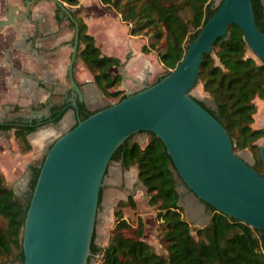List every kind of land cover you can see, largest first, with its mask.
Wrapping results in <instances>:
<instances>
[{
  "label": "trees",
  "instance_id": "trees-1",
  "mask_svg": "<svg viewBox=\"0 0 264 264\" xmlns=\"http://www.w3.org/2000/svg\"><path fill=\"white\" fill-rule=\"evenodd\" d=\"M60 1L68 4L78 22V57L92 74L100 92L108 99L121 101L127 96L124 90L118 89L123 76L110 72L113 66H122L121 59L102 52L88 31V24L78 15V9L73 8L79 0ZM223 1L214 5L212 0H101L106 6L115 7L122 20L130 24L132 35H147L153 31L156 41H164L159 60L166 72L151 84L177 67L189 44L198 37ZM252 3L257 25L264 33V0H252ZM56 12L58 21L65 18L61 16L59 6ZM71 26L76 30L72 21ZM151 44L155 46V43ZM142 51L148 53V46L144 45ZM198 84L215 105L209 104L206 98L197 97V101L228 131L235 152L247 148L255 152L253 167L264 174L257 143L264 136V129L252 127L257 112L255 99H264V62L252 53L239 26L231 25L228 35L215 43L214 53L205 55ZM77 103L79 119L84 120L97 111L90 110L85 101L77 99ZM71 106L70 101L64 100L50 106L49 114L41 119L30 121L18 117L0 122V131L14 129L16 138L24 144L22 152H29L32 145L28 135L46 123H59ZM148 133L150 138L146 146L130 143V136L117 148L112 161H121L125 168L137 166L139 181L151 194L150 203L159 211L157 218L164 226L161 245L166 252H157L144 239L145 224L141 218L134 232H128L132 226L125 219L124 208L135 209L137 204L134 196L129 195L128 200L121 201L115 210L116 225L108 244L98 245L94 232L88 264L93 261L96 264H264V230L251 227L203 201L210 219L204 227L196 228L197 236L193 234L194 229L178 203V188L184 182L176 172L164 142L153 132ZM45 156L37 164L30 165L28 189L22 195H17L8 186L0 169V264H5L1 261L3 256L11 255L24 264L23 229ZM101 198L102 191L100 201Z\"/></svg>",
  "mask_w": 264,
  "mask_h": 264
},
{
  "label": "water",
  "instance_id": "water-1",
  "mask_svg": "<svg viewBox=\"0 0 264 264\" xmlns=\"http://www.w3.org/2000/svg\"><path fill=\"white\" fill-rule=\"evenodd\" d=\"M53 1L61 16L76 26L68 101L78 123L46 153L23 229L24 264H88L104 177L117 148L141 131L153 132L164 142L184 186L199 202L264 230V174L234 151L228 131L192 94L205 55L214 53L215 43L228 35L233 24L243 31L255 57L264 62V33L257 25L252 0H224L166 77L129 90L124 99L110 102L84 120L78 118L77 99L85 101V95L74 66L78 22L64 2ZM25 2L24 18H28L32 0ZM9 12L0 27L14 22L12 9ZM43 117L44 113L38 115ZM259 146L264 168V136Z\"/></svg>",
  "mask_w": 264,
  "mask_h": 264
},
{
  "label": "crops",
  "instance_id": "crops-1",
  "mask_svg": "<svg viewBox=\"0 0 264 264\" xmlns=\"http://www.w3.org/2000/svg\"><path fill=\"white\" fill-rule=\"evenodd\" d=\"M79 1V6L86 8L84 18L88 24V31L95 37L102 52L121 59L122 66H113L110 69L113 75L122 74L120 89L127 93L129 90H138L140 85L153 83L161 72V63L149 52L142 51L145 40L141 39V36L132 35L129 26L122 20L126 26L124 32H116V27L112 25L115 16L100 0ZM11 9L14 22L0 27V115L8 113L9 116H14L9 112L15 107L22 111L32 108V114H39L38 108H48L61 103L71 95L72 84L68 67L75 31L69 19L63 18L58 21L57 5L53 0H32L28 18H24L28 9L25 0H0V21L8 19ZM75 79L84 92L85 102L90 110H99L107 106L96 109L91 106L95 96L102 93L81 60L76 64ZM256 104L258 109L252 127L264 129V99H258ZM2 107L5 113H2L4 112L1 111ZM63 119L60 121L65 125L62 130H70L76 124L77 117L73 106ZM54 132L42 126L28 135L32 151L24 155L18 148L14 133L0 131V168L4 174L7 175V169L20 171L21 168L25 169L35 164V158L38 156L36 152L44 150L47 139L57 136ZM119 168L117 164L116 167L110 165L106 176L116 174V183L112 180L107 183L106 179L104 180L101 201L103 194L109 197L113 192L112 188L105 191L108 186H116L118 192L121 185L125 184L127 174ZM129 170L139 179L137 166H131ZM25 173L30 175V172ZM117 175L125 176L118 178ZM185 190L179 191L181 200L182 194L188 191L187 188ZM190 194V201L195 203L196 209L198 207L200 209V202L192 193ZM140 198H144V191L141 188L135 195L138 204Z\"/></svg>",
  "mask_w": 264,
  "mask_h": 264
},
{
  "label": "rangeland",
  "instance_id": "rangeland-1",
  "mask_svg": "<svg viewBox=\"0 0 264 264\" xmlns=\"http://www.w3.org/2000/svg\"><path fill=\"white\" fill-rule=\"evenodd\" d=\"M212 1H213L214 5H218L221 2V0H212ZM67 7H68V5H67ZM73 8H77L78 9V15L83 17V19L85 20L84 16L86 15V8H84L83 6H79V4L73 5ZM106 8L111 9V11L113 12L112 13L113 16H115V18L113 19L112 25H113V27H116V32H118V33L124 32L126 26L121 22L122 15L115 9L114 6H106ZM122 21H124V20H122ZM125 23L129 26V29H130V24H128L127 22H125ZM110 28H112V27H110ZM152 35H153V31L152 32L149 31V34H147V35L142 34V35H138V36H141V39L145 40L144 45L148 46V52L150 53V55L154 59H159V52L164 50V47H163L164 41L163 40L162 41H156ZM151 43H155V46H151L152 45ZM160 65H161L160 66L161 72H159L160 74H158V77L166 72V68L163 66V64L161 63ZM161 67H162V69H161ZM120 86L118 87V89H120ZM192 94L194 96L200 98V99L206 98V101L209 104H211V99L207 98L208 96L204 92L201 84H198L194 87V89L192 90ZM116 99L112 98V97H109V99H108L103 94H101V95L98 94L97 97L95 96V98L92 100L93 103L91 104V106L94 109L101 108L104 105H109L110 102L117 101ZM258 99H262V98L257 97L255 99V103H257ZM44 108L45 107L38 108L37 112L39 114L46 113V112H44L45 111ZM1 111H4L2 113H5V110L3 109V107H2ZM31 111H32V108L31 109L28 108V109H25L22 111L21 109H19V107H15V109H11L9 112V113L13 114L14 116H11V115L9 116L8 113H5L4 115H0V122L12 120V119H15L18 117H24L26 119L38 118L39 114H37V113L32 114ZM19 113H21V114H19ZM65 120H66V117H65ZM65 120H64V122H65ZM254 120H255V115H254ZM63 125L64 124H62L61 122H59L57 124L49 122V123L42 125L43 127L49 128L52 132H54V129L56 128L55 129L56 133L54 132V134L57 136H54L50 139H47V144L45 145L44 150L41 152H36L38 155L37 158H35L36 164L43 159L44 155L48 151L49 146L59 136H61L62 134H64L65 132L68 131L67 129H66L67 131L62 130V128L65 126V125L64 126ZM42 126H40L39 128H42ZM8 132L14 133V135H15L14 129H12ZM40 133H42V132H40ZM45 133H46V131H45ZM149 138H150V135L148 132L141 131L139 133L132 135V138L130 139V143H139L142 147H144L147 145ZM15 139L17 141L18 148H19L20 152H22V149L24 148V144L22 143V141L20 143L19 139H17L16 136H15ZM262 141H263V137L260 138L257 143L260 145L262 143ZM31 151H32V148L29 152H31ZM22 153L24 155H26L28 152H25V153L22 152ZM38 153H40V154H38ZM240 154L252 164H254V162L256 161L255 160V158H256L255 152L249 148H247L243 151H240ZM111 164L115 167L117 164V166L120 167L119 169L122 170V172H126L127 180H125V184L123 183L124 184L123 186L121 185V187H120L121 191H120V189H118L119 191L117 190L118 192H116V186H113V185L108 186V188L105 189V191H107V190H110L112 188L113 192H112V194H110L109 197L104 196L105 194H103V200L100 201L98 219H97L96 229H95V235H96L95 242L101 246L108 244L110 237H111V234H112V231L116 225L115 210H116L118 204L121 201H127L129 195H133L135 198L137 190L139 188H141L144 191V198L143 199L140 198L142 201L140 200L139 204L136 201L137 204H136L135 209L131 208L130 206H126L124 208L125 219H127L132 226L131 229L128 230V232H130V233L134 232V230L139 225V220H140L139 218H141L145 224L144 239L148 243L153 245L157 252H159V253L166 252L161 245V235H162V231H163L164 226H163L162 222H160L157 218V214L159 211H158L156 205H152L150 203L151 194L148 193L146 187L139 181V179H137V176L134 175L132 173V171L129 170L131 166H136V165H131L129 168H125L122 166L121 162L117 161V160H113L110 163V165ZM29 170H30L29 167H27L25 169L21 168L20 171H18V170L12 171V168H11V169H7V171H6L7 175H5L3 170L1 169L6 183L8 184L9 187L14 189V191L17 195H22L28 189V182H29V176L30 175L26 174L25 172H30ZM120 170H118V172ZM107 172H108V170H107ZM117 176H118V178H121L120 176L124 177L125 175H117ZM105 179H106L107 183H110L111 180L113 181V183H116V174L111 175V176L105 175L104 180ZM185 189H186V187L183 184L180 185L178 188V190L181 192H182V190L184 191ZM188 191H189V189H188ZM188 191L186 193L182 194V196H183L182 200H181V197H179L178 203L180 204V206L182 208L181 210H182L183 216L191 223V226L194 229L193 234L195 236H197L196 231H195L196 228L204 227L210 219L209 218L210 214L208 213L206 205L203 202L200 203V206H201L200 209H199V207H198V209H196L195 203H192L190 201V195H191L190 193L191 192L190 191L188 192ZM118 193H121V194H118ZM0 221H1V219H0ZM1 261L4 262L5 264H21V262L19 260L15 259V256H13V255L3 256L1 258ZM93 264H96V262L93 261Z\"/></svg>",
  "mask_w": 264,
  "mask_h": 264
},
{
  "label": "flooded vegetation",
  "instance_id": "flooded-vegetation-1",
  "mask_svg": "<svg viewBox=\"0 0 264 264\" xmlns=\"http://www.w3.org/2000/svg\"><path fill=\"white\" fill-rule=\"evenodd\" d=\"M74 42V41H73ZM79 52V51H78ZM79 60H80V58L77 56V60H76V62H75V64H74V66L76 67V64L79 62ZM65 100H68V98L67 99H65ZM45 109V111L44 112H49L48 111V109H49V107L48 108H44ZM46 116V114L44 113V117ZM41 119V118H40ZM192 193V192H191ZM193 194V193H192ZM194 195V194H193ZM195 197V196H194ZM200 203H202V202H200Z\"/></svg>",
  "mask_w": 264,
  "mask_h": 264
}]
</instances>
